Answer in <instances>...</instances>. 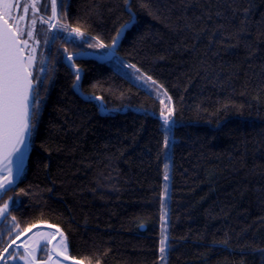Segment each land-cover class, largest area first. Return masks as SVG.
Here are the masks:
<instances>
[{
    "label": "trees",
    "instance_id": "obj_1",
    "mask_svg": "<svg viewBox=\"0 0 264 264\" xmlns=\"http://www.w3.org/2000/svg\"><path fill=\"white\" fill-rule=\"evenodd\" d=\"M147 2L133 0L136 23L108 61L80 59L75 83L66 58L47 76L23 176L7 191L25 193L12 215L59 228L69 255L91 264H264V0ZM59 4L86 47L111 44L129 19L123 0ZM128 64L175 110L167 150L161 105Z\"/></svg>",
    "mask_w": 264,
    "mask_h": 264
},
{
    "label": "snow or ice",
    "instance_id": "obj_2",
    "mask_svg": "<svg viewBox=\"0 0 264 264\" xmlns=\"http://www.w3.org/2000/svg\"><path fill=\"white\" fill-rule=\"evenodd\" d=\"M136 3L142 9H148L147 0H136ZM124 9L128 13L129 19L116 30V35L112 37L111 44H105L99 37H91L87 41L89 48L111 49L113 54L118 47V42L123 34L136 23V13L133 11V0H123ZM58 0H51L52 15L46 19L41 16L40 22L49 25V30L63 28L65 31L68 25L62 24L58 14ZM18 9L15 0H0V191L7 193L16 185L17 177L23 176L25 168L26 148L28 140L33 135L39 122L40 110L44 102L47 89L44 87V81L41 77L35 75L37 64L35 24L37 20L33 18L31 24L26 23L29 6H24V15L13 16V9ZM31 9L35 16L39 9L36 6V0H32ZM25 22V23H22ZM83 26L71 28L69 35H74L77 39L84 40L86 32L82 31ZM25 36L27 38H25ZM33 43H29V41ZM67 53L69 61L75 60V55ZM43 63V62H41ZM125 67L133 69L137 74V80L150 82L151 85L159 89L160 86L152 76L141 72L136 64H128ZM43 72V68H41ZM77 80L81 79L80 69H76ZM167 96V93H164ZM171 100V97H168ZM161 104L164 101L161 100ZM174 108L166 107L160 111L159 119L162 122L161 127L164 131L163 146L165 150L174 142ZM164 180L170 179L168 168L165 164ZM25 194L23 190L17 194V198L9 197L0 203V219L4 220L6 225H10L0 230V237L6 234V239H0V264H16L17 259L23 264H61L59 258L63 261H71L72 264H91L89 258H73L69 255V246L65 234L56 228V234L59 235V242L50 249H45L41 244L42 240H47L51 244L52 240L48 237H54V233L36 232L30 236L23 244L17 245V241L37 228L36 223L21 226L15 215H12L14 205L18 203V196ZM166 191L161 194L162 210ZM10 217V219H9ZM165 219L164 215L161 220ZM142 226V225H141ZM49 228L52 225H48ZM166 237L161 240L160 252L166 253ZM20 249H23L21 253ZM46 250L47 259L40 261L37 259V251Z\"/></svg>",
    "mask_w": 264,
    "mask_h": 264
},
{
    "label": "flooded vegetation",
    "instance_id": "obj_3",
    "mask_svg": "<svg viewBox=\"0 0 264 264\" xmlns=\"http://www.w3.org/2000/svg\"><path fill=\"white\" fill-rule=\"evenodd\" d=\"M15 2L18 4V9L16 8L13 9V13H12L13 16L17 15V11H19L20 15H24L23 8L24 6L27 5L29 6V12L27 14L26 23L30 25L31 20L33 18L37 20V23L35 24V30H36V39L39 41V43L36 44L37 64L35 68V75L41 77V79H43L44 82L47 80V76L49 78V81H52L58 65L60 63H63L65 58L67 59V53H65L64 51L65 49L68 50V53L74 54L75 57H77L81 53H84V51H89L96 54L105 53V52H101L100 49L89 48L88 46L86 47L85 39L80 40L77 39L74 35H69V33L71 32V29L69 28L67 29V31H65L63 28L49 30L48 24L41 23L40 22L41 16H43L46 19L47 17L52 15L51 0H36V6L39 9V11L35 16L33 15L31 9L32 0H15ZM61 2L62 0H58L59 20L62 24H65L63 21V11L59 4ZM25 38L27 37L25 36ZM29 43L31 44L33 43V41L30 40ZM66 61L68 62L69 60L67 59ZM71 62H72L73 71L76 72V69L80 67L79 66L80 59H75ZM41 68H43V72L41 71ZM73 74H74L73 76L75 83L76 74L75 73ZM48 86L49 83L47 84V87ZM9 197L15 198L13 193H9V192L2 193L0 195V203H3V201L7 200ZM17 204L18 203L14 205V208L16 207ZM8 226L10 225H6L4 220L0 219V230L5 229ZM0 239H6V234L3 237H0ZM20 243H18L17 245H19ZM16 264H20V263L16 261Z\"/></svg>",
    "mask_w": 264,
    "mask_h": 264
},
{
    "label": "rangeland",
    "instance_id": "obj_4",
    "mask_svg": "<svg viewBox=\"0 0 264 264\" xmlns=\"http://www.w3.org/2000/svg\"><path fill=\"white\" fill-rule=\"evenodd\" d=\"M137 76V75H136ZM136 76H133L131 78V81L138 85L139 87H141L142 89H145L147 92L151 93L160 103L161 105V109L162 108H166V107H170L169 102H167V98L164 95V92L160 89H157L156 86L151 85L150 82L145 83L144 80H137ZM161 100L164 101V104H161ZM166 191V197L164 200V206H163V210H162V202H161V210H160V225H159V252H160V248H161V240L165 239V237L167 238V228H168V203H169V188H168V182L164 180V184H163V192ZM164 215L165 219L162 221L161 220V216ZM36 232H43V233H54V237H48V239L52 240V243L49 244L47 243V240H42L41 244L44 246L45 249H50L53 246H55L58 242H59V237L57 236V234L52 231L51 229H37L34 232H32L28 237H26L25 239H23L21 241L20 244H23L30 236H32L34 233ZM19 244V245H20ZM166 248L168 249V242L166 239ZM21 253L23 252V249H20ZM166 253L162 254L160 252V256L163 257L165 256ZM37 259L40 261H44L47 259V251L44 250H38L37 251ZM61 261V264H68L66 261H63V258H59ZM17 262H19L20 264H23V262L19 259H17Z\"/></svg>",
    "mask_w": 264,
    "mask_h": 264
},
{
    "label": "water",
    "instance_id": "obj_5",
    "mask_svg": "<svg viewBox=\"0 0 264 264\" xmlns=\"http://www.w3.org/2000/svg\"><path fill=\"white\" fill-rule=\"evenodd\" d=\"M124 35V34H123ZM122 39V38H121ZM120 41L118 42V45H119ZM117 49V48H116ZM116 51V50H115ZM113 52L111 49L108 50V52L105 54V55H98V54H94V53H91V52H84V53H81L80 55H78L77 57H75V59H91V60H94V61H97L99 63H103L105 61H108L112 56H113ZM66 64H68L67 61H65ZM80 97L83 99V100H89V101H95V99L93 98H87L86 96L84 95H80ZM104 113H102L103 115ZM30 139V138H29ZM28 144V147L26 148V155H25V165H26V162H27V158H28V155L30 153V143H29V140L27 142ZM20 176L17 177V181L19 179ZM16 181V182H17ZM4 193L3 191H0V195ZM48 225L50 224H47V223H40V224H37V228H34L32 232H34L35 230L37 229H51L52 231H54L56 233V228L55 226H52L51 228L48 227ZM32 232H29V233H26L25 236H22L21 239L19 241H17V244L20 243L23 239H25L26 237H28ZM57 236L59 237V235L57 234ZM68 264H72L71 261H66Z\"/></svg>",
    "mask_w": 264,
    "mask_h": 264
}]
</instances>
